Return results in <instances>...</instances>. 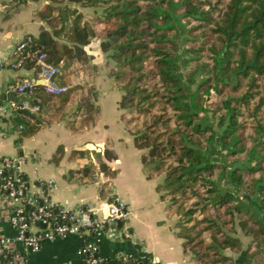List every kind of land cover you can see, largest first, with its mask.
Returning <instances> with one entry per match:
<instances>
[{
    "label": "trees",
    "instance_id": "1",
    "mask_svg": "<svg viewBox=\"0 0 264 264\" xmlns=\"http://www.w3.org/2000/svg\"><path fill=\"white\" fill-rule=\"evenodd\" d=\"M53 1L38 10L53 28L42 27L26 48L43 46L66 89L39 88L30 104L53 94L64 103L80 90L87 120L95 119L97 66L85 45L96 37L122 91L120 117L147 176L160 178L188 264H235L225 250L240 248L238 229L248 237L240 264H251L249 252L264 247V0H71L92 8L87 15ZM67 20L68 40L57 39ZM80 72L83 82L72 83Z\"/></svg>",
    "mask_w": 264,
    "mask_h": 264
},
{
    "label": "crops",
    "instance_id": "2",
    "mask_svg": "<svg viewBox=\"0 0 264 264\" xmlns=\"http://www.w3.org/2000/svg\"><path fill=\"white\" fill-rule=\"evenodd\" d=\"M46 3L57 2L0 0V103L11 101L6 93L13 90L15 82L24 77H36L35 64L25 62L13 67L10 62L14 60L13 50L18 39L26 34L36 36L42 27L53 28L38 14ZM86 8L79 7V10ZM57 39L61 40V36ZM85 48L92 55L91 62L97 66L93 81L97 90L94 102L99 111L95 119L87 120V107L84 100L81 102L85 94L80 90L70 94L64 103L54 94L49 99L36 100L38 109L34 117L17 110L0 117L3 130L0 157L8 155L19 160L34 192H41L39 180L53 178L56 187L48 196L55 205L75 209L98 207L101 215L100 207L109 198L122 201L127 215L121 226L109 224L92 238L107 264H188L189 254L183 251L181 239L175 233L176 215L166 213L165 201L160 199L156 189L160 178L147 176L140 158L141 150L135 147L120 117L122 109L118 100L122 91L107 74L99 40L93 37ZM84 77L80 72L79 76L72 77V83L83 82ZM18 117L28 124L36 121L40 124L33 132L24 133V127L19 128V124L26 123L18 122ZM105 148L109 149L110 156L103 153ZM101 162L114 171L104 173ZM95 170L99 174L92 178ZM10 211L8 200L0 194V233L12 232ZM124 230L128 235L122 234ZM83 242L74 234L45 241L36 251L27 253L25 264H83ZM235 251L225 250L230 255L235 254V264H240L244 250Z\"/></svg>",
    "mask_w": 264,
    "mask_h": 264
},
{
    "label": "built area",
    "instance_id": "3",
    "mask_svg": "<svg viewBox=\"0 0 264 264\" xmlns=\"http://www.w3.org/2000/svg\"><path fill=\"white\" fill-rule=\"evenodd\" d=\"M32 40L33 36L26 34L16 41L14 60L10 65L19 67L29 57L34 61L36 77L21 78L13 84V90L31 94H35L39 88L54 94L64 91L66 85L56 80L60 65L47 59L42 45L26 48ZM18 108H26L34 113L38 105L30 104L29 100H22L19 104L13 101L0 103V117L8 116ZM22 127L23 124H19V128ZM0 133H3L1 128ZM98 174V170L93 171L92 178ZM38 185L41 192L31 190L18 159L8 155L0 157V194L6 197L11 206L8 219L12 228L11 233H0V263L25 264L27 253L36 251L43 242L74 234L84 240L81 247L83 264H107L106 258L99 252L98 243L92 238L96 233L106 230L109 224L115 227L117 220L125 219L127 210L124 203L111 197L100 207V215L98 207L75 209L55 205L48 196L56 187L53 178L39 180ZM122 234L128 235V232L124 230Z\"/></svg>",
    "mask_w": 264,
    "mask_h": 264
},
{
    "label": "rangeland",
    "instance_id": "4",
    "mask_svg": "<svg viewBox=\"0 0 264 264\" xmlns=\"http://www.w3.org/2000/svg\"><path fill=\"white\" fill-rule=\"evenodd\" d=\"M62 1H64V3L65 4H67L68 6H69V8H73V7H78L77 8V10H79V7H83V6H80V5H77L76 6V3L75 2H73V1H71V0H62ZM59 3H61V1H59ZM60 5H62V4H60ZM64 11V10H63ZM66 11H64L63 12V15H64V13H65ZM82 13L84 14V15H87V13H90V14H93V9L92 8H86V9H83V11H82ZM61 13L59 14V15H56V18H54V21H53V23H54V26H56V27H58L59 25H61V23L63 24L64 22L62 21V19H61ZM71 18V17H70ZM69 23H70V20H67L66 22H65V32H64V34L63 35H60L61 36V38L63 39V40H65L66 39V41L68 40V38H67V35H68V31H67V29H68V27H69ZM105 63H106V60H105ZM105 65V64H104ZM208 109V108H207ZM212 113L210 112V110H207V111H205L204 112V115H207V120H205V121H210V123H212L213 124V126H215V119H213V117L212 116H210ZM240 232V233H239ZM237 233H239V235L240 236H242V239H241V241H242V246L240 245V250L241 249H245L246 248V244H247V241H248V237L246 236V235H244L243 233H242V231L240 230V229H238L237 230ZM233 251H235V250H233ZM235 252H238V251H235ZM249 253H251V255H253L252 257V259H251V264L252 263H255V262H257V261H261L262 260V257H264V247H262L261 249H255V250H252L251 252H249ZM233 255H235V254H233ZM233 255H231L232 257H234ZM246 255H245V253H244V258H243V261L245 260V257ZM250 262V261H249Z\"/></svg>",
    "mask_w": 264,
    "mask_h": 264
},
{
    "label": "water",
    "instance_id": "5",
    "mask_svg": "<svg viewBox=\"0 0 264 264\" xmlns=\"http://www.w3.org/2000/svg\"><path fill=\"white\" fill-rule=\"evenodd\" d=\"M6 97L8 99H10L11 101L19 104L22 100H31V99H33L34 94L26 93V92L16 93L14 90H9L6 93ZM17 111L18 112H22V113H27L29 116L34 117V113L29 112L28 109H26V108H18ZM17 121L20 122V123H26V120L23 119V118H20V117H18ZM117 224L119 226H121V220H117Z\"/></svg>",
    "mask_w": 264,
    "mask_h": 264
}]
</instances>
